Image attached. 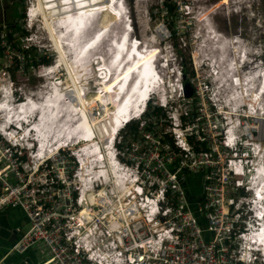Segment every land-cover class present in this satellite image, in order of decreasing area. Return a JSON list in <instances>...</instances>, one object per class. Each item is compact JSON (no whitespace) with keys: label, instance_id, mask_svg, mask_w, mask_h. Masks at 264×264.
<instances>
[{"label":"built area","instance_id":"1","mask_svg":"<svg viewBox=\"0 0 264 264\" xmlns=\"http://www.w3.org/2000/svg\"><path fill=\"white\" fill-rule=\"evenodd\" d=\"M4 1L0 0V6ZM262 2L264 0H224L220 4L223 8L217 12L226 18L237 17L232 34H218L219 40L236 42L243 55L234 56L239 61L232 59L237 65L229 73L236 80L254 78V86L259 80L264 87ZM34 8L36 1L25 0L22 9L25 19L30 18L28 12ZM244 18H254L255 24L248 21L247 28L243 27ZM3 28L0 25V42L3 37L8 38ZM218 59L214 73L228 65L227 60ZM159 72L162 71L157 70L155 74ZM208 74V81L196 87L203 107L190 113L191 121L184 125L180 114L181 123L175 132L172 130L177 151L161 140L167 131L157 129L156 121L162 116H151V110L148 117L144 116L150 91L146 93L138 117H134L138 120L136 132H131L134 140L125 142L126 148L141 151L139 155L121 161L117 153L123 150L122 141L117 138L114 145L118 131L134 118L115 124L109 139L111 148L101 145L104 153L110 156L111 152L109 164L126 170L122 176L117 175L115 183L119 186L115 188V195L110 186L105 187V191H95L94 181L92 184L89 181L92 173L85 179L78 176L82 166L91 167L81 165V156L73 152L75 161L65 153L40 156L30 162L24 159L22 148L28 145L18 142L16 131L25 130L20 128L19 122L11 127L9 123L0 124L4 129L0 130V208L19 207L28 222L8 250L23 252L33 246L44 257V263L52 264H264L263 244L254 248L247 243L264 223V89L262 93L253 94L257 101L247 99V105L242 102L231 112L220 101L227 87H217L210 71ZM225 77L228 75L223 76L224 80ZM158 79L162 85L163 75ZM211 80L216 100L205 108L202 91ZM8 93L11 94V90ZM164 104L162 98L154 105L164 107ZM207 109L214 112L212 122ZM248 109L252 113L247 112ZM187 135L193 136L198 149L192 147ZM32 140L35 152L41 154L39 137L32 136ZM58 145L54 150H47H62L63 144ZM90 150L98 152L100 145L93 144ZM101 153L95 157L102 159ZM67 161L76 165L72 172ZM258 165L262 180L254 191L248 181L254 177V172L258 173ZM103 167L96 168L97 180L105 183L108 171L106 174L104 169L107 168ZM189 175L199 179L198 197L194 200L187 197ZM86 180L96 193L93 202L80 198L81 185ZM74 181L78 182L77 187ZM83 208L86 210L81 212Z\"/></svg>","mask_w":264,"mask_h":264},{"label":"bare ground","instance_id":"2","mask_svg":"<svg viewBox=\"0 0 264 264\" xmlns=\"http://www.w3.org/2000/svg\"><path fill=\"white\" fill-rule=\"evenodd\" d=\"M110 1L111 0H36V8L29 11L28 15L30 16V20L38 14L41 15L43 22V24L41 23L43 26H41L45 27L44 29L47 32L48 38L52 41V46L57 53V57L53 59L52 62H55V64L43 67L41 76L44 77L46 84L35 88L33 92L26 93L25 100L22 99V102L16 104L12 103L10 100L12 97L11 94V97L7 96L0 99V124L7 126V123H9V126H11L12 124L19 122L20 128L26 131L25 134L34 130L35 134H32L34 132H31V135L39 137L43 148L42 151H48L46 146L47 141L50 139L48 136L51 134L48 135L49 132H47L48 136L46 137L44 135L42 129L44 123H46L45 125L48 123H54L57 125V123L61 121L60 124L58 123L60 126L64 122L62 120L67 121L71 126V129L69 130L68 127L70 126L65 123V127L68 125L66 129L69 130V134L67 133L68 136L65 134V138H61L62 136L60 137L65 141V144L61 142L60 144H69V146L72 144L75 145V150L73 149L74 151H72L73 154L78 153L79 157L81 156V165L83 164L86 165V167H91L90 171H88V173H90H87L88 175L92 173L89 178L91 184L94 180H97L96 168L103 169V166L109 164L111 152L109 156L107 153L102 154L101 150L98 152H91L89 148H91L93 144H97L98 146L103 145L110 149L109 139L112 138V129L115 127V124H119V120L122 119L126 122L130 118L137 117L139 115L141 104L147 98V91L149 94L150 90L152 91L160 88L162 82L158 78H160L161 75H163V78L166 77L164 76L166 73L165 71L159 72L158 75L155 74V72L160 69L155 64L157 52L159 51L156 50L155 46L148 49L149 46L146 45L147 47H145L148 49L147 51L146 49H139V47L142 46L141 40H138L136 37L131 38V34L125 31L124 26L123 33L118 38L116 37L115 41L113 40L112 42L110 40L111 38H114V36L112 37L111 33L108 31L113 30L114 24L118 20H121L123 12L121 14L120 10L124 8L122 6L124 1L116 0L113 7L115 15H112L113 13H110V15L109 13L103 14L104 7L107 6ZM117 1L119 2V6L118 3H116ZM223 1L224 0H217L213 3L215 11L223 8V6L220 5ZM224 6L226 11H228V4L225 3ZM120 7L123 8L120 9ZM104 19H107L106 24H104L100 30L95 29L93 31V25L96 23L95 21ZM203 22H205L204 18ZM97 33L100 34L96 35ZM105 34L106 36H104ZM210 34L211 36H207L206 39L208 38L207 40H212L211 49L215 50L217 55L216 52L212 56L205 55V53H203L204 49L201 48V54L199 53V57H202L201 55L203 54L214 58V63L212 62V58L203 56L202 59L204 61V59L209 58L207 63L213 64L214 66L215 62H218V58H221L222 61L227 60L228 65L225 69L221 68L219 72L216 71L215 73L212 72L211 69L209 70L211 76L215 79V83H217V87L220 85L223 88L231 83V92H235L239 96L238 103L243 102L247 105L251 101H257V97L254 98L253 94L257 91L262 93L264 87L260 86L261 81H256V85L254 86L252 84L254 78L253 80L252 78H243L242 82L240 81L236 84L234 81L235 77L229 73V70H234V66L237 65L236 63H232V59L235 60L234 56H243L240 54V51L236 52L237 48L234 41L230 39L219 40L217 37L219 32H217L216 35H212V32ZM134 43L138 44L134 47ZM85 44H88L87 51H84ZM203 46H205V44L201 47ZM104 48L105 50L102 51ZM116 48L119 49L118 53L120 55L112 58ZM228 56H230L229 59ZM90 57L96 58L94 65L96 64V69L99 70L97 76L101 77L103 72L105 75V78L102 81L103 83L100 85L103 87H101V91L98 93L88 89V91L84 90V88H86L84 87V84L87 83L85 80V74L87 72L86 62L88 60L92 62ZM152 57H154V59L151 62ZM210 59L212 63L210 62ZM238 61L239 59L236 58L235 62ZM161 64L164 65L165 63ZM59 65H62L66 69V73L69 74H66L63 79L54 76L56 74V69H58L56 67ZM84 69H86V72ZM98 73L100 74L98 75ZM227 75L228 77H225L226 79L224 80L223 76ZM99 79H102V77ZM226 80L227 84L225 85ZM163 82H165L164 79ZM7 88L8 87H6V90ZM3 96H5L4 93ZM85 97H87V99ZM224 98L222 97L220 101L223 102L231 112H233L234 106L237 105H235L233 101ZM247 99L249 102L246 101ZM213 100H216L215 96H213ZM98 104L102 105V111L100 114L91 115V112L88 114L90 111L89 107L92 108ZM247 112L252 113L251 109H248ZM233 123L234 122L231 124ZM59 128L65 129L63 126ZM55 129H57V127ZM0 130L4 131L2 127H0ZM60 132L62 133V130ZM62 135L64 136L63 133ZM54 137L55 136L53 135V139ZM57 140L58 139H56V141ZM75 141L77 142L76 144H74ZM50 144H55L50 150L59 147V145L56 144L55 139L54 142ZM97 153H101L102 159L95 157ZM92 155L94 157H92ZM84 170L87 171L85 167ZM104 171L107 174V169H104ZM260 171L261 168L260 165H258V173L254 172V177H251L250 181H248L254 191L262 180L259 174ZM98 176L101 178V173H99ZM86 178L88 177L86 176ZM108 178H111V175ZM91 184L89 185L87 180L84 181V184L81 185L80 198L93 202L96 193L95 191H92ZM99 192L100 190L98 193ZM85 210L86 208H83L81 212H84ZM247 243L252 244V247L254 248H259L258 246L262 244L264 247L263 222L260 230L251 235Z\"/></svg>","mask_w":264,"mask_h":264},{"label":"rangeland","instance_id":"3","mask_svg":"<svg viewBox=\"0 0 264 264\" xmlns=\"http://www.w3.org/2000/svg\"><path fill=\"white\" fill-rule=\"evenodd\" d=\"M115 1L116 0H113V1L111 0L107 4V6L104 7L106 10L103 9L104 12L102 13L103 14L109 13V15L110 13H113L112 15H115V13L113 12ZM123 1L124 2L122 6L124 8L120 7V9L121 8L123 9L121 10L119 9L121 11V14L123 12L122 14L123 17L121 18V20H118L119 22L115 21L116 23L114 24V27H113L114 31L113 30L108 31L111 33L112 37L114 36V38H111L110 40L112 42L113 40L115 41V38L116 37L118 38L123 33V26H124L125 31L131 34V38L136 37L138 40H141L142 42L141 44L144 49H146L147 46H149L148 49L150 47L155 46L156 50H159L157 52L155 64L157 67L160 68L159 70L166 72L164 75L166 77L163 78L165 82H163L160 88L150 92V98L146 102V112L144 113V116L148 117L149 115L150 108H148L147 106L148 104L150 105L159 104L162 98H164L165 104H164V107H161V111H163L166 115L164 116L162 115V118H160V121L159 120L156 121L157 129L166 130L167 131L166 135L170 137L171 139H173L172 132L173 131L175 132L176 127H178L179 124L181 123L178 118L179 115L182 114L185 116V122H182V124L184 125L187 122L191 121L190 113L194 111L198 112L199 107H203V104H201L200 102L201 100L199 99L197 95L198 89L196 87L198 83L208 81L210 77V75L208 74L209 69L213 70L218 67L217 61L215 62V66L213 64L207 63V60L209 58H212L209 56L214 55L216 51L211 49L212 40H207L208 38L206 39V37L207 36L210 37L211 32H212V35L214 34L216 35L217 32H222L224 35L232 34L235 31V27L237 26V17L236 15H230L229 17L226 18L222 16L219 12L215 11L213 3H215L217 0H167L171 4H174L175 6V10L172 11L171 14H167L162 9L163 8L162 0H123ZM116 3H118V6H119V2L117 1ZM24 5H25V0L24 2L23 0H21L20 4H18L17 1H12L11 4H5L3 6V13L8 18H13L15 15H17V19L20 23L19 27H15L13 29L5 30V27H4L3 32L4 33L11 32L10 34L11 38L7 40L3 37L2 42H0V99H3L7 96L9 97L10 94H7V93L9 92V90H11V95L13 98L10 96L11 97L10 100L12 103H16L22 99H25L26 93L31 92L35 88H38L40 85L43 86L44 84H46L44 77L41 76L42 69L44 66H51L55 64V62L54 63L52 62H53V59L57 57V53L52 46V41L48 38L47 32L44 29L45 27H42L43 22H42L41 15L38 14L36 15L37 17L35 16L31 20L30 18L25 19V14L22 12ZM263 6H264V3L262 2L261 7L263 8ZM22 17H24V19H22ZM203 18L205 22H203ZM171 19L173 21H170ZM248 21L250 23L252 22V25L255 24L254 18H251L250 20L244 18V22L242 23V26L247 28ZM95 22L96 23H94L93 25V31L95 29L100 30L104 26V24H106L107 19L98 20ZM167 24H170L171 26L170 28L174 29L175 31L174 35H172L169 32L170 29L167 26ZM21 31H24V33H22ZM99 34L100 33H97L96 35H99ZM106 34L104 36H106ZM217 37H218V34H217ZM234 43L237 48L236 42ZM88 44H85L84 51L88 50V47H87ZM203 44H205V46L201 47ZM201 48L204 49L203 53L209 56H205L202 54L201 55L202 57H199V53L201 54ZM23 49H29V51H27L23 55L21 53V50ZM30 49L36 50L37 53L35 55L36 56L42 55L46 59V61L43 62L39 60L38 58H36V63H33V61H31ZM148 49H146V51ZM104 50L105 48L102 49V51ZM118 50L119 49L116 48V51H114L113 53L114 55L112 56V58L115 57V54L120 55L118 53ZM237 50L239 51V48H237ZM251 51H252L251 49L248 51L249 54H251ZM216 55H217V52H216ZM203 56L209 57V58L204 59L203 61L202 60ZM253 56L256 57L255 54H253ZM90 58L92 62L89 60L86 62L87 72L85 71L86 69H84V71L86 72L85 80L87 81V83L84 84V87H86L84 88V90L96 91L98 93L99 91H101V87H103L100 85H102L101 83H103L102 81L105 78V75L103 72L101 75L102 79H99L101 78L97 76V72H99V70L96 69L97 65L96 64L94 65L96 58L95 57H90ZM213 59L214 58H212V62H213ZM164 62L165 64L162 65L161 63H164ZM210 62H211V59H210ZM21 68L23 69L21 70ZM56 68L58 69H56L55 71L56 74L54 76H57L63 79L66 74L69 75L68 73H66L65 71L66 69L62 65H59ZM183 69L185 70V72L182 71ZM182 73L184 77L181 78ZM99 74L100 73H98V75ZM7 75H9V78H7ZM237 79H238L237 82H240V81L242 82V79L240 78H237ZM186 81L189 82L193 88L191 89L189 96L184 95V86L182 82H186ZM5 86L8 87L7 90ZM225 92L226 94L223 95V98L225 97L224 99H229L233 101L235 105L240 104L238 103L239 96L237 93L231 92V89L229 90V88L228 90L226 88ZM3 93L5 96H3ZM223 93L224 91L222 90L221 94ZM202 94L204 95V101H205L204 106L206 108L208 107V104L210 103V101L212 102L213 96L216 95L213 89V80H211L210 84H208V86L205 89H203ZM85 98L87 99V97ZM89 109L90 111L88 114H90L91 112V115H99L100 112L102 111V105L98 104V105L93 106L92 108L89 107ZM211 110L207 109V112L209 113L208 117L212 122V120H215V118H214V112H212ZM62 121L64 122L60 126L59 124L61 123V121L58 122L59 124L57 123V125H55L54 123H48L50 125L48 124L45 125L46 123H44L42 127L44 131V135L47 137L51 133L50 136H48L50 138L49 139L50 141L49 140H48L49 142L47 141V146H46L47 149H51V147L55 145V144H52V145L50 144L54 142V139H55L56 144L58 143L60 144V142L61 143L65 142L63 141L64 139H61V138L63 137L65 138L66 135L68 136L69 134L68 131L71 129V126L69 125L67 121L65 120H62ZM202 121H205V119H202ZM65 123L70 126L68 127L69 130L66 129L68 125L65 127L66 125ZM55 126L57 127V129H55L56 128ZM58 126L59 127L63 126L66 129V131L63 128L62 129L59 128ZM61 130L64 136L60 132ZM25 132H21V130H18L16 131V136L18 138V142H21L22 145H25V144L28 145V147L22 148V151L24 153V156H23L24 159L29 160V162L30 160H37L36 158H40V156H46V157L51 156L52 157V156H57L59 154H64V153L68 155V157L71 160L75 161V158L73 154L71 153L72 151L75 150V145L73 144L70 146L69 144L62 145V150H58V151L55 150L51 152L44 150L40 154L39 152H35V143H33L32 135H31V132H34V130L30 131L28 133L29 135L25 134ZM47 132H49L48 135H47ZM131 132L132 130L129 128L128 123H127L118 131V134L116 135V138L114 140V145L117 144V138L122 141L123 150L117 153V156L120 158L121 161H124L125 158L129 159L131 157L137 156L141 152V151H137V152L132 151L130 146L129 148H126L127 145H125L126 144L125 142H130L134 140L133 137L131 136ZM32 134H35V132ZM53 135L55 136L54 139H53ZM51 138H52V141H51ZM56 139L58 140L56 141ZM31 140L33 144L32 147L30 146ZM100 149L103 153L105 152L104 147H101V145H100ZM156 149L160 150V148H156ZM46 154H49V155H46ZM36 156H39V157H36ZM77 156L79 157V155ZM92 157L94 156L92 155ZM73 161H67L68 164L71 165L70 167L71 172L76 168V165L74 166ZM106 168L108 171V177H110L111 175V178H108L105 181V183H102L99 180H94L93 189L95 191L99 189H102L103 191H105V187L110 186L112 187V190H111L112 193L115 195L117 193L115 188L119 186L118 183H115V180H117L118 178L117 175L122 176L123 172H125L126 170H123L122 166L113 167L111 166V163L106 164ZM78 170H79L78 176L81 179H85L86 176L87 177L90 176L88 175L90 173V172L88 173L90 169L86 168L87 171H85L84 166H82ZM73 185L77 187L78 182L74 181ZM27 226H24L23 229H26ZM3 263L8 264V263H5L4 260H3Z\"/></svg>","mask_w":264,"mask_h":264},{"label":"crops","instance_id":"4","mask_svg":"<svg viewBox=\"0 0 264 264\" xmlns=\"http://www.w3.org/2000/svg\"><path fill=\"white\" fill-rule=\"evenodd\" d=\"M27 225L26 216L19 207L7 206L0 208V254L3 252L0 258L8 264H52L49 262L44 263V257L33 246L23 252L8 250L18 232L23 231L24 226ZM12 232L15 233L14 237Z\"/></svg>","mask_w":264,"mask_h":264},{"label":"trees","instance_id":"5","mask_svg":"<svg viewBox=\"0 0 264 264\" xmlns=\"http://www.w3.org/2000/svg\"><path fill=\"white\" fill-rule=\"evenodd\" d=\"M162 4H163V8L162 9L167 14H171L172 11L175 10L174 4H171L167 0H162ZM170 21H173V20L171 19ZM167 26L170 29L169 32L172 35H174L175 34L174 29L173 28H170L171 27L170 24H167ZM21 32L24 33V31H21ZM6 34H7V37H8L7 39L11 38L10 37L11 32L10 33L7 32ZM27 51H29V49H23V50H21V53L24 55ZM30 51H31V54H30L31 61H33V63H36V58H38L39 60H41L43 62L46 61V59L42 55H40V56H36L35 55L37 53L36 50H31L30 49ZM182 71L185 72L184 69ZM147 106L151 110V116H154L156 118H159L162 115L163 116L166 115L163 111H161V106L160 105H150V104H148ZM180 118H181V120H185V116L182 115V114L180 115ZM131 120L132 121H130L128 123V126L132 130V132H136V129H137V121L138 120L137 119L135 120V118L134 119H131ZM186 138L191 143V145H192V147L194 149H198L197 142L196 141L193 142V136L187 135ZM161 140L162 141H166L169 144V146L172 148L173 151H177L178 150L177 146H175V144L173 143V140L170 137H168L165 132L163 133V135L161 137ZM175 162L176 161H174V163ZM198 190H199V179H198V176H196V175H189L188 176V183H187V197L189 199L194 200L195 198L198 197ZM2 253L0 255H2ZM6 260H8V259H6Z\"/></svg>","mask_w":264,"mask_h":264},{"label":"flooded vegetation","instance_id":"6","mask_svg":"<svg viewBox=\"0 0 264 264\" xmlns=\"http://www.w3.org/2000/svg\"><path fill=\"white\" fill-rule=\"evenodd\" d=\"M12 1H17L18 4H20V2H21V0H10V2H8L7 0H5L2 3V5L0 6V25H3L4 27H6V29H12V28H15V27H19L20 26V23H19V21L17 19V15H15L13 18H8L3 13V6L5 4H11ZM18 15H19V13H18ZM234 81L237 84V80L235 78H234ZM226 87L229 88V90H230L232 88L231 87V83H230V85H227ZM31 92H33V90Z\"/></svg>","mask_w":264,"mask_h":264},{"label":"water","instance_id":"7","mask_svg":"<svg viewBox=\"0 0 264 264\" xmlns=\"http://www.w3.org/2000/svg\"><path fill=\"white\" fill-rule=\"evenodd\" d=\"M181 77H184V75L182 74ZM183 86H184V90H185L184 94L187 95V96L190 95V91H191L190 90V85L188 83L184 82ZM14 235H15V233L12 232V236L13 237H14ZM0 262H1V264H3V260L1 258H0Z\"/></svg>","mask_w":264,"mask_h":264},{"label":"clouds","instance_id":"8","mask_svg":"<svg viewBox=\"0 0 264 264\" xmlns=\"http://www.w3.org/2000/svg\"><path fill=\"white\" fill-rule=\"evenodd\" d=\"M164 63H165V62H164ZM152 91H153V90H152ZM152 91H151V92H152ZM12 125H14V124H12Z\"/></svg>","mask_w":264,"mask_h":264}]
</instances>
